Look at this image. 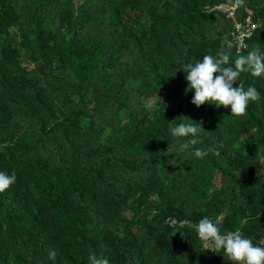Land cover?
I'll return each mask as SVG.
<instances>
[{
	"label": "trees",
	"instance_id": "obj_1",
	"mask_svg": "<svg viewBox=\"0 0 264 264\" xmlns=\"http://www.w3.org/2000/svg\"><path fill=\"white\" fill-rule=\"evenodd\" d=\"M222 1L0 0V172L16 176L0 264H218L194 230L205 216L259 245L264 76L234 83L261 97L241 117L186 91V64L228 44L264 52V0H249L258 27L239 54L205 12ZM182 117L204 130L183 151Z\"/></svg>",
	"mask_w": 264,
	"mask_h": 264
},
{
	"label": "clouds",
	"instance_id": "obj_2",
	"mask_svg": "<svg viewBox=\"0 0 264 264\" xmlns=\"http://www.w3.org/2000/svg\"><path fill=\"white\" fill-rule=\"evenodd\" d=\"M231 48V44L227 45V50L221 47L215 56L205 55L202 60L186 64L183 71L188 82L186 91H194L191 100L193 105L199 108L204 104H214L216 107L229 108L231 115L241 117L246 115L249 103L258 102L261 97L254 86L245 90L242 84L236 87L233 85L242 73H248L254 78L264 76V52L257 46L246 55L233 58ZM182 118L187 122H180L170 128L173 137H192L180 145L181 151L200 143L195 137L204 131L201 123L191 121L187 117ZM210 152L219 155L214 148H195L193 155L203 158ZM15 180L14 173L9 175L0 172V193L13 185ZM194 230L198 239L205 244L206 250L223 253L224 258L231 264H264V247L254 245L252 240L246 238L238 229L221 233L218 222L205 216L194 225ZM56 255L54 250L49 252L50 259H54ZM88 261L89 264H109L107 257L97 256L95 253L89 255Z\"/></svg>",
	"mask_w": 264,
	"mask_h": 264
},
{
	"label": "built area",
	"instance_id": "obj_3",
	"mask_svg": "<svg viewBox=\"0 0 264 264\" xmlns=\"http://www.w3.org/2000/svg\"><path fill=\"white\" fill-rule=\"evenodd\" d=\"M206 13H219L226 19L233 20L231 28L229 29V40L233 44L235 53L239 54L248 49V41L252 38L254 32L258 27V19L255 15L249 14L243 16L242 19L238 18V13L241 12V4L234 0H225L213 6L207 5L205 7ZM176 220H171L170 225H183ZM258 246L264 247V239L261 240Z\"/></svg>",
	"mask_w": 264,
	"mask_h": 264
},
{
	"label": "crops",
	"instance_id": "obj_4",
	"mask_svg": "<svg viewBox=\"0 0 264 264\" xmlns=\"http://www.w3.org/2000/svg\"><path fill=\"white\" fill-rule=\"evenodd\" d=\"M236 2H238L239 4H241V12L238 13V20L239 19H242L243 16H246L245 14V9L249 6V0H234ZM226 22V27H228V31L227 33H225L226 35V39L228 38V34H229V29L231 28V25H232V22L233 20H225L224 23ZM223 23V25H224ZM229 39V38H228ZM215 261L218 263V264H231L230 261L226 260L223 256V254H216L215 257H214Z\"/></svg>",
	"mask_w": 264,
	"mask_h": 264
},
{
	"label": "rangeland",
	"instance_id": "obj_5",
	"mask_svg": "<svg viewBox=\"0 0 264 264\" xmlns=\"http://www.w3.org/2000/svg\"><path fill=\"white\" fill-rule=\"evenodd\" d=\"M227 20H229V19H227ZM222 27H223V32H225V33H227V31H228V27H226V22L224 23V25H222ZM225 38H226V35H225ZM228 39V38H227ZM185 224V223H184ZM183 224V225H184ZM180 226H182V225H180ZM204 249H205V244H204Z\"/></svg>",
	"mask_w": 264,
	"mask_h": 264
}]
</instances>
